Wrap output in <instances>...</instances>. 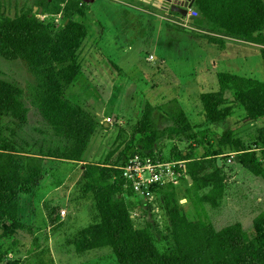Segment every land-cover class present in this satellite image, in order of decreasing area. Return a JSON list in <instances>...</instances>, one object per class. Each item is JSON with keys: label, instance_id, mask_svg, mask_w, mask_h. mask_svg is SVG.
<instances>
[{"label": "rangeland", "instance_id": "1", "mask_svg": "<svg viewBox=\"0 0 264 264\" xmlns=\"http://www.w3.org/2000/svg\"><path fill=\"white\" fill-rule=\"evenodd\" d=\"M66 1L60 3L61 8ZM56 3V0H0V16L14 18L28 12L62 30L65 28L62 12L52 11ZM81 7L84 15L73 18L74 26L85 30L75 53L79 70L67 85L65 97L82 108L95 127L79 161L62 158L75 150V141L56 135L47 124L35 97L39 80L27 62L0 55V78L20 89L19 100L26 110V121L16 130L15 139L23 147L39 149L44 154V175L31 194L21 197L19 215L25 228L16 235V244L7 243L3 247L5 258L20 264H116L107 247L78 255L69 244L76 231L89 225L95 214L93 200L90 195H82L77 183L82 166L117 160L126 145L110 153L114 151L119 129L129 138L147 104L153 107L156 126L157 140L152 149L155 156L162 157L163 162L171 161L173 147L183 152L191 146L201 155L204 148L195 140L170 134L168 129L175 125L178 113L186 114L194 130L198 129L195 126H203L200 96L218 90L219 73L264 81L260 53L264 44L217 32L200 12L194 18H184V25H179L177 17L170 15L174 12L155 9L140 0L82 1ZM207 36L218 42L211 43ZM225 96L230 114L210 125L208 134L215 143L224 129H230L233 138L253 150L259 130L264 127V117L256 122L247 121L245 109L234 102L232 92H226ZM254 150L262 162L261 149ZM131 154L140 155L135 149ZM228 158H224L223 165L225 192L216 207L206 205V209L217 230L240 222L251 235L252 220L264 208V181ZM181 173L175 186L166 187L173 188L175 200L187 216L195 218L185 192L187 175ZM161 195L159 191L143 208L135 207L131 217L136 227L151 222L157 246L165 249L170 244L164 240L169 233ZM61 210L65 215H61Z\"/></svg>", "mask_w": 264, "mask_h": 264}, {"label": "trees", "instance_id": "2", "mask_svg": "<svg viewBox=\"0 0 264 264\" xmlns=\"http://www.w3.org/2000/svg\"><path fill=\"white\" fill-rule=\"evenodd\" d=\"M56 1L52 11L62 12L65 19L62 30H57L53 22L40 21L28 12L14 18L0 16V55L27 62L39 80L35 97L47 124L56 135L75 141V150L62 158L79 161L95 124L82 108L66 99L65 89L79 70L75 53L85 30L74 26L73 18L84 15V11L82 0H67L62 8L60 3L65 0ZM193 7L213 30L264 44L263 0H195ZM207 38L211 43L218 42L213 36ZM260 53L264 68V48ZM217 77L218 90L200 96L204 125L195 126L198 129L194 130L186 114L180 111L175 125L168 129L171 135L195 140L204 148L201 155L195 146L183 152L176 147L171 149L170 160L185 163L188 184L185 192L191 200L195 218L187 216L175 200L173 188L166 187L161 190V198L169 233L164 240L167 239L170 246L165 249L157 246L151 222L146 221L139 227L133 222L131 211L135 207L143 208L147 202L139 196L135 197L136 201L125 196L133 193L123 189L119 166L133 149L162 160L152 151L157 135L153 107L147 104L129 138L122 128L119 129L114 151L110 153L126 145L117 160L82 166L77 183L82 195H90L93 200L95 214L93 221L78 229L69 240L76 254L107 247L116 264H264V208L252 220L251 235L240 222L217 230L206 209V205L216 207L225 192L223 165L229 153H235L234 161L237 157L238 164L264 181V127L259 130L254 148L261 149L262 162L256 150L246 149L239 139L232 137L230 129L218 135L216 144L208 134L210 125L230 114L231 107L227 106L225 96L228 91L232 92L234 102L245 109L247 121L263 118L264 81L233 77L228 72L219 73ZM19 95L20 89L15 84L0 78V264H20L6 259L3 247L7 243L16 244V235L24 230L19 215L21 197L34 191L45 172L42 151L23 147L15 139L16 130L26 121V110ZM55 157L60 158L56 154Z\"/></svg>", "mask_w": 264, "mask_h": 264}, {"label": "built area", "instance_id": "3", "mask_svg": "<svg viewBox=\"0 0 264 264\" xmlns=\"http://www.w3.org/2000/svg\"><path fill=\"white\" fill-rule=\"evenodd\" d=\"M190 0H187L189 2ZM194 5V4H193ZM190 6L187 8V15L182 16L179 13L170 14L177 17L176 23L184 25L183 18H194L198 15L195 7ZM168 13V12H167ZM264 149V148H263ZM228 161H233L235 153L227 155ZM121 176L124 181L123 189L131 191L132 196L125 194L127 198L139 196L146 202L154 198V194L161 191L167 185H176L178 182V175L185 173V166L183 161H167L152 159L147 155L133 154L119 166ZM61 215H65V211L61 210Z\"/></svg>", "mask_w": 264, "mask_h": 264}, {"label": "water", "instance_id": "4", "mask_svg": "<svg viewBox=\"0 0 264 264\" xmlns=\"http://www.w3.org/2000/svg\"><path fill=\"white\" fill-rule=\"evenodd\" d=\"M83 2H92L93 0H82ZM145 4H151L152 6L159 8L165 12L170 11L174 13H179L182 16L187 15V8L192 6L195 0H140ZM220 161V160H219ZM235 161H237V157H235ZM190 180V178L188 177Z\"/></svg>", "mask_w": 264, "mask_h": 264}, {"label": "crops", "instance_id": "5", "mask_svg": "<svg viewBox=\"0 0 264 264\" xmlns=\"http://www.w3.org/2000/svg\"><path fill=\"white\" fill-rule=\"evenodd\" d=\"M153 8H155V9H158V8H156V7H154V6H152ZM183 20H184V18H183ZM69 162H73V161H69ZM74 162H77V161H74Z\"/></svg>", "mask_w": 264, "mask_h": 264}, {"label": "flooded vegetation", "instance_id": "6", "mask_svg": "<svg viewBox=\"0 0 264 264\" xmlns=\"http://www.w3.org/2000/svg\"><path fill=\"white\" fill-rule=\"evenodd\" d=\"M148 5L152 6L151 4H148ZM168 13H169V12H168Z\"/></svg>", "mask_w": 264, "mask_h": 264}]
</instances>
